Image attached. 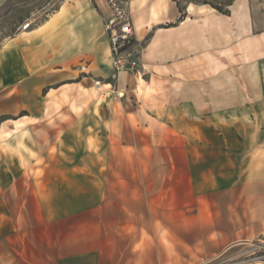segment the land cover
Returning a JSON list of instances; mask_svg holds the SVG:
<instances>
[{"label":"crops","instance_id":"0c3cea01","mask_svg":"<svg viewBox=\"0 0 264 264\" xmlns=\"http://www.w3.org/2000/svg\"><path fill=\"white\" fill-rule=\"evenodd\" d=\"M190 11L129 2L142 75L112 70L98 0L2 48L0 264H210L264 240V74L191 88L232 13Z\"/></svg>","mask_w":264,"mask_h":264},{"label":"rangeland","instance_id":"374dc122","mask_svg":"<svg viewBox=\"0 0 264 264\" xmlns=\"http://www.w3.org/2000/svg\"><path fill=\"white\" fill-rule=\"evenodd\" d=\"M115 1L125 7L130 17L129 2L131 0ZM212 1L220 2V0ZM64 2L66 3V0H0V53L4 51L2 48L7 45L10 39L23 32L20 30L22 24L31 23L28 31L37 29L53 16ZM98 2L105 6L108 17H112L113 11L109 0H98ZM200 5L202 4H189L186 9V12L188 9L192 10L189 14H198L195 17L198 21L212 10L209 5ZM229 9H231L230 16L232 13V17L222 23V47L208 50L204 54L207 56L208 64L205 65L204 70L201 69V72H206L207 77L205 76L204 80L189 82L191 88H200L204 93L206 91L205 98L209 103L216 99L214 97L215 88L230 92L231 88L243 90L262 87V82L258 80V77H255L256 79L253 81L251 75L259 73V78H262L264 74V0H235ZM213 13L221 15L216 11ZM247 14L250 27H245ZM148 40L149 36L140 43L136 39L133 40L131 50L138 56V51L145 46ZM215 66L223 73L219 87L215 86L214 80L209 79L210 74L215 71ZM158 84L157 82V87ZM173 84L181 87V82L176 81ZM3 90L6 91V89H0V91ZM80 90L83 92L82 87ZM225 97L223 100L226 99ZM64 99H68V97H64ZM2 168H7L5 157L0 160V169ZM263 256L264 240H259L236 245L213 263L220 261L224 264H250L254 258L259 257L260 259L255 261L258 264H264V258H261Z\"/></svg>","mask_w":264,"mask_h":264},{"label":"built area","instance_id":"2783aa9c","mask_svg":"<svg viewBox=\"0 0 264 264\" xmlns=\"http://www.w3.org/2000/svg\"><path fill=\"white\" fill-rule=\"evenodd\" d=\"M109 2L113 16L104 22V31L108 38L112 70L115 73L130 72L142 75L146 72V68L140 62L136 53L131 50L132 41L135 40L132 21L124 6L118 4L115 0H109ZM30 25L31 23L26 22L20 26V30H28ZM233 247L229 248L226 253ZM261 258H264V256ZM259 259V257L254 258L250 264H258L255 260ZM210 264H224V262L218 261Z\"/></svg>","mask_w":264,"mask_h":264},{"label":"trees","instance_id":"16d2710c","mask_svg":"<svg viewBox=\"0 0 264 264\" xmlns=\"http://www.w3.org/2000/svg\"><path fill=\"white\" fill-rule=\"evenodd\" d=\"M235 0H220V2H213L212 0H172L175 3L178 11H179V18L177 19L176 23H180L186 18V9L189 4L196 5L201 3L200 6H207L212 10H215L219 14L229 16V8L232 6ZM188 4V5H186ZM173 25H168L167 27H172Z\"/></svg>","mask_w":264,"mask_h":264},{"label":"bare ground","instance_id":"6f19581e","mask_svg":"<svg viewBox=\"0 0 264 264\" xmlns=\"http://www.w3.org/2000/svg\"><path fill=\"white\" fill-rule=\"evenodd\" d=\"M156 10H157V9H156ZM156 10H154V11L156 12ZM96 85H98V83H97Z\"/></svg>","mask_w":264,"mask_h":264}]
</instances>
